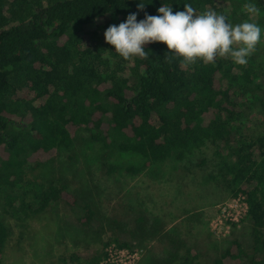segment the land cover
<instances>
[{
	"label": "trees",
	"instance_id": "1",
	"mask_svg": "<svg viewBox=\"0 0 264 264\" xmlns=\"http://www.w3.org/2000/svg\"><path fill=\"white\" fill-rule=\"evenodd\" d=\"M138 2L0 0L2 212L24 223L50 217L63 201L82 211L81 224L91 221L92 186L82 187L83 196L71 192L63 173L75 159L58 161L62 152L72 159L77 147L88 158L98 153L106 177L170 162L210 166L208 176L242 198L247 226L212 264H264V133L252 128L264 123V0H143L142 10ZM161 3L173 12L189 3L197 14L214 10L229 23L253 22L260 41L244 65L227 56L184 63L162 42L145 45L146 58L113 52L104 30L132 12L137 20L156 15ZM52 165L50 175H38ZM10 234L0 215V264ZM169 242L164 264H201L192 248ZM104 256L61 252L52 264H96Z\"/></svg>",
	"mask_w": 264,
	"mask_h": 264
},
{
	"label": "rangeland",
	"instance_id": "2",
	"mask_svg": "<svg viewBox=\"0 0 264 264\" xmlns=\"http://www.w3.org/2000/svg\"><path fill=\"white\" fill-rule=\"evenodd\" d=\"M252 128L264 133V123ZM80 150L72 152V159L62 152L58 161L71 164L75 159L63 176L69 190L79 196L86 194L82 187L90 183L87 199H92L94 218L81 224L77 215L82 211L60 201L50 217L23 223L2 212L0 198V215L11 231L5 264H52L61 252L89 256L106 249H111V255L102 264H145L147 259L149 264H164L169 239L182 250L192 248L201 264H212L232 237H244L247 232L242 200L208 176L213 173L210 166L195 164L187 170L170 162L154 172L121 170L106 177L96 160L98 153L88 150V158ZM53 166L34 174L46 177ZM111 238L127 241L129 246L119 249Z\"/></svg>",
	"mask_w": 264,
	"mask_h": 264
},
{
	"label": "clouds",
	"instance_id": "3",
	"mask_svg": "<svg viewBox=\"0 0 264 264\" xmlns=\"http://www.w3.org/2000/svg\"><path fill=\"white\" fill-rule=\"evenodd\" d=\"M145 4L139 0L136 7L142 10ZM246 11L251 14L256 9L248 5ZM156 13H145L140 20L137 13H129L122 22L104 30V41L124 60L146 58L145 45L162 42L184 63H214L215 58L227 56L244 65L261 38V28L253 22L229 23L224 13L214 10L197 14L189 3L175 12L171 5L161 3Z\"/></svg>",
	"mask_w": 264,
	"mask_h": 264
},
{
	"label": "built area",
	"instance_id": "4",
	"mask_svg": "<svg viewBox=\"0 0 264 264\" xmlns=\"http://www.w3.org/2000/svg\"><path fill=\"white\" fill-rule=\"evenodd\" d=\"M237 198H240V199L242 200L241 197H237ZM242 202H243V200H242ZM243 204H244V202H243ZM244 207H245V204H244ZM245 209H246V207H245ZM245 211H246V210H245ZM121 248H124V247H120L119 249H121ZM104 254H105L104 258H102V260H100V261H99L98 263H96V264L106 263V262L108 261L110 255H111V249H106V250H104Z\"/></svg>",
	"mask_w": 264,
	"mask_h": 264
}]
</instances>
